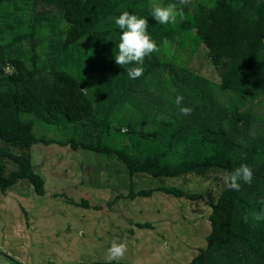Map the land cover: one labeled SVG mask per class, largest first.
Segmentation results:
<instances>
[{
  "label": "trees",
  "instance_id": "trees-1",
  "mask_svg": "<svg viewBox=\"0 0 264 264\" xmlns=\"http://www.w3.org/2000/svg\"><path fill=\"white\" fill-rule=\"evenodd\" d=\"M169 3L180 7L178 0H0V189L27 181L44 194L34 143L114 158L130 179L115 200L155 191L199 199L177 186L135 189L132 177L229 175L247 164L252 183L220 190L206 215V245L186 264H264V220L252 218L264 209V0H191L183 20L159 24L151 9ZM124 11L148 20L159 47L137 79L126 71L136 65L114 62L122 31L115 18ZM198 50L218 81L181 62L180 52ZM177 95L190 115L180 113ZM35 119L72 134L37 135ZM73 203L90 206L85 198ZM0 264L22 263L0 249Z\"/></svg>",
  "mask_w": 264,
  "mask_h": 264
},
{
  "label": "rangeland",
  "instance_id": "rangeland-1",
  "mask_svg": "<svg viewBox=\"0 0 264 264\" xmlns=\"http://www.w3.org/2000/svg\"><path fill=\"white\" fill-rule=\"evenodd\" d=\"M175 48L171 45L170 51ZM180 53L181 62L187 67L218 81L214 67L202 51ZM256 110L262 111L259 107ZM34 131L52 138L72 134L70 129L63 130L38 119L34 120ZM31 160L44 179V194L35 193L27 181L6 191L0 189V249L22 264L106 261L113 242L127 245L124 258L119 260L122 262L186 264L206 245L210 229L206 215L211 211L210 203L225 186L226 175L217 170L205 177L135 174V189L177 186L197 192L201 198L191 200L155 191L149 197L115 200L117 194L128 191L130 179L112 157L57 143H34ZM107 163L112 165L108 167ZM117 166L122 170H117ZM82 198L89 207L73 203ZM145 221L152 227L140 228L134 223Z\"/></svg>",
  "mask_w": 264,
  "mask_h": 264
},
{
  "label": "clouds",
  "instance_id": "clouds-1",
  "mask_svg": "<svg viewBox=\"0 0 264 264\" xmlns=\"http://www.w3.org/2000/svg\"><path fill=\"white\" fill-rule=\"evenodd\" d=\"M191 0H178L180 7L176 3H169L167 5L154 4L150 15L156 22L162 25L175 24L177 19L183 20L185 18L183 6H187ZM148 20L138 17L135 14H130L127 11L122 12L115 18V24L121 29L118 44V54L114 56L115 64L123 67L127 65H136L126 69L127 75L130 79L139 78L143 72L142 67L145 57L152 55L159 51V47L148 34ZM167 45V40L163 42ZM183 96L177 95L175 103L179 107L182 115H190L192 109L181 106ZM253 179V170L247 164H242L237 167L232 173L224 177V183L228 190L239 191L241 188V181L251 184ZM264 203V201H261ZM254 221L264 220V209L259 213L253 214ZM244 222H248V217L245 216ZM127 245L123 242H113L108 248L106 260L109 262L119 261L124 258L127 252Z\"/></svg>",
  "mask_w": 264,
  "mask_h": 264
}]
</instances>
